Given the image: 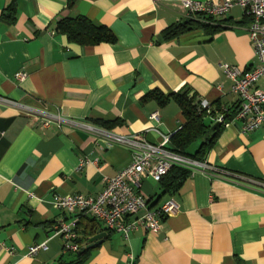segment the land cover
<instances>
[{
	"label": "crops",
	"instance_id": "crops-1",
	"mask_svg": "<svg viewBox=\"0 0 264 264\" xmlns=\"http://www.w3.org/2000/svg\"><path fill=\"white\" fill-rule=\"evenodd\" d=\"M68 1L0 0V97L18 105L0 101V264H264V130L243 133L238 122L223 125L202 161L221 174L190 171L174 194L143 179L140 192L151 207L170 199L179 205L157 234L141 228L125 238L86 213L54 205L55 195L96 197L106 178L131 164L132 150L95 130L160 144L182 128L179 104L161 105L150 93L188 91L218 110L209 118L214 125L238 109L221 65L258 64L250 17L235 7L202 22L217 32L194 29L166 40L167 28L188 19L187 0ZM80 16L110 28L118 41L82 46L56 31L61 20ZM71 222L82 249L108 235L78 263L79 252H66L57 233ZM43 243L47 250L28 256Z\"/></svg>",
	"mask_w": 264,
	"mask_h": 264
},
{
	"label": "built area",
	"instance_id": "built-area-1",
	"mask_svg": "<svg viewBox=\"0 0 264 264\" xmlns=\"http://www.w3.org/2000/svg\"><path fill=\"white\" fill-rule=\"evenodd\" d=\"M235 7L242 8L251 19L248 33L258 64L248 70L229 64H223L221 67L226 77L233 82V92L240 99L239 110L231 122H238L241 132L250 133L264 130V87L258 86L264 81V0L183 1L187 18L200 16L211 20L224 17ZM18 77L22 79L24 75L19 74ZM0 101L18 106L4 97H0ZM201 106L210 111L208 102L203 101ZM228 113L225 112L216 119V122L228 126L230 122L227 123L226 120ZM152 119L159 121V113H154ZM50 123L46 121L44 126H49ZM95 133L110 145H121L132 150L131 164L119 171L116 176L106 178L103 191L96 197L55 195L54 205L71 214L86 213L102 223L107 230L121 233L125 238L141 228L153 234L159 233L163 221L179 208L175 199L168 200L159 208L151 207L147 197L140 192L144 178L150 177L160 182L174 166L193 172L221 174L219 170L204 162L192 160L175 152L170 137H166L160 144H152L142 135L119 136L99 130H95ZM86 162L87 159L82 160L80 167ZM57 233L64 241L66 252L78 253L82 250L75 222L60 223ZM41 250H47L46 243L31 247L28 256L37 255ZM126 264L134 263L131 260Z\"/></svg>",
	"mask_w": 264,
	"mask_h": 264
},
{
	"label": "trees",
	"instance_id": "trees-1",
	"mask_svg": "<svg viewBox=\"0 0 264 264\" xmlns=\"http://www.w3.org/2000/svg\"><path fill=\"white\" fill-rule=\"evenodd\" d=\"M79 0H69L68 6L73 7ZM209 19L204 17L188 18L182 22L170 26L163 32L166 40H172L178 36L192 31L194 29L211 30V33L219 31L221 28L215 27L210 23H202ZM56 31L65 35L72 43L82 46L98 45L101 43L114 44L118 41L114 32L104 26L96 25L86 17H77L75 19L61 20L56 27ZM147 98H155L161 105H166L170 100L176 101L186 119V123L182 128L171 137V145L175 152L195 161H204L207 153L215 144L217 138L223 130V125L213 131V123L209 118L216 117L217 109L212 107L209 109L202 108L201 101L195 96H189L188 91L182 94H173L168 97L159 95L156 92L150 93ZM239 108L226 116L227 121H231L238 112ZM114 123H105L104 125L111 128ZM199 144L198 149L192 153L191 148L195 144ZM190 171L181 167H172L170 172L160 181L164 194H174L179 191L182 183L189 177ZM81 239H79V243ZM78 254V253H77ZM85 255H78L77 263L82 260Z\"/></svg>",
	"mask_w": 264,
	"mask_h": 264
},
{
	"label": "water",
	"instance_id": "water-1",
	"mask_svg": "<svg viewBox=\"0 0 264 264\" xmlns=\"http://www.w3.org/2000/svg\"><path fill=\"white\" fill-rule=\"evenodd\" d=\"M222 126L221 123H216L213 127H212V130L215 131L217 130L218 128H220ZM108 235L107 233H102V234H99L93 238L90 239L89 241V245H87L86 247H84L80 252L79 254L82 255L84 254L87 250L91 249V248H94L95 246H97L98 244H100L104 238H106Z\"/></svg>",
	"mask_w": 264,
	"mask_h": 264
}]
</instances>
